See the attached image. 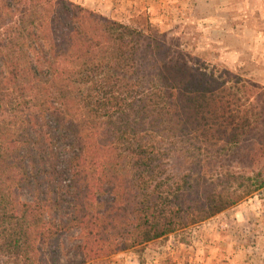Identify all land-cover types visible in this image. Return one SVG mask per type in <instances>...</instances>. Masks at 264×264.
Listing matches in <instances>:
<instances>
[{
    "label": "trees",
    "instance_id": "obj_1",
    "mask_svg": "<svg viewBox=\"0 0 264 264\" xmlns=\"http://www.w3.org/2000/svg\"><path fill=\"white\" fill-rule=\"evenodd\" d=\"M244 141L261 161L263 85L71 0H0V264H61L71 230L86 263L205 221L264 188L220 170ZM180 143L198 151L174 167Z\"/></svg>",
    "mask_w": 264,
    "mask_h": 264
},
{
    "label": "rangeland",
    "instance_id": "obj_2",
    "mask_svg": "<svg viewBox=\"0 0 264 264\" xmlns=\"http://www.w3.org/2000/svg\"><path fill=\"white\" fill-rule=\"evenodd\" d=\"M71 1L146 33L164 34L172 50L191 53L217 74L227 68L264 86V0ZM249 143L227 146L220 170L264 177V158L255 164L246 159ZM178 145L183 147L173 154L174 167L181 148L198 151L191 143ZM61 240V264H264V188L203 222L106 259L80 262L70 249L79 240L77 230Z\"/></svg>",
    "mask_w": 264,
    "mask_h": 264
},
{
    "label": "crops",
    "instance_id": "obj_3",
    "mask_svg": "<svg viewBox=\"0 0 264 264\" xmlns=\"http://www.w3.org/2000/svg\"><path fill=\"white\" fill-rule=\"evenodd\" d=\"M248 202H251V199H250ZM246 204H248V203L245 202L244 204L239 205L237 208H238V209H240V208H245ZM238 209H237V210H238Z\"/></svg>",
    "mask_w": 264,
    "mask_h": 264
}]
</instances>
